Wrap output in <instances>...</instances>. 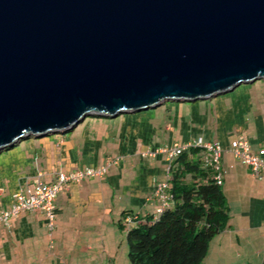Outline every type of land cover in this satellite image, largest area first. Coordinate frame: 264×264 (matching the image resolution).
Listing matches in <instances>:
<instances>
[{
	"label": "water",
	"instance_id": "obj_1",
	"mask_svg": "<svg viewBox=\"0 0 264 264\" xmlns=\"http://www.w3.org/2000/svg\"><path fill=\"white\" fill-rule=\"evenodd\" d=\"M264 81V0H0V153Z\"/></svg>",
	"mask_w": 264,
	"mask_h": 264
},
{
	"label": "crops",
	"instance_id": "obj_2",
	"mask_svg": "<svg viewBox=\"0 0 264 264\" xmlns=\"http://www.w3.org/2000/svg\"><path fill=\"white\" fill-rule=\"evenodd\" d=\"M243 85L206 100L164 102L122 120L93 116L54 141L31 137L25 149L8 147L0 154V211L35 179L52 183L59 173L110 166L104 177L69 184L57 196L52 232L39 212L1 225L0 264H132L125 257L127 231L155 215L154 188L168 172L165 154L149 153L199 138L223 150L229 216L202 264H264V178L231 152L240 136L252 150L264 148V81ZM128 214L135 220L123 226Z\"/></svg>",
	"mask_w": 264,
	"mask_h": 264
},
{
	"label": "trees",
	"instance_id": "obj_3",
	"mask_svg": "<svg viewBox=\"0 0 264 264\" xmlns=\"http://www.w3.org/2000/svg\"><path fill=\"white\" fill-rule=\"evenodd\" d=\"M202 157L201 148L189 147L169 163V207L127 231L132 264H202L212 240L227 227L222 185L214 182Z\"/></svg>",
	"mask_w": 264,
	"mask_h": 264
},
{
	"label": "built area",
	"instance_id": "obj_4",
	"mask_svg": "<svg viewBox=\"0 0 264 264\" xmlns=\"http://www.w3.org/2000/svg\"><path fill=\"white\" fill-rule=\"evenodd\" d=\"M189 147H198L203 150L202 159L204 165L213 172L214 182L217 185H222L224 181V173L221 167L223 150L218 144L205 142L199 138L185 144H174L171 149L163 148L159 151L151 152L150 156L154 157L157 153L167 154V161L170 163ZM231 152L239 162H242L250 169L254 177L258 179L264 178V148L254 151L251 149L249 141L244 136H240L232 144ZM106 165L97 168L90 167L71 173H59L57 179L52 183H44L40 179H35L31 187L20 189L14 195L13 203L8 208L0 211V226L4 225L7 227L10 220L18 217L21 213L39 212L47 220L48 231L52 232L55 227V200L57 196L67 189L69 184H80L86 179L104 177L107 169ZM153 194L157 201L155 216H158L170 204L171 196L167 180L158 182L155 185ZM134 220L135 217L127 216L124 219V223L129 225Z\"/></svg>",
	"mask_w": 264,
	"mask_h": 264
},
{
	"label": "rangeland",
	"instance_id": "obj_5",
	"mask_svg": "<svg viewBox=\"0 0 264 264\" xmlns=\"http://www.w3.org/2000/svg\"><path fill=\"white\" fill-rule=\"evenodd\" d=\"M256 84H259V81H256ZM245 87V85H240L239 87H238V89H242V88H244ZM228 94H231V93H228ZM168 105H170V106H174V105H176L175 103H170V102H168L167 103ZM199 104H202V105H206L207 103L204 101H201V102H199ZM188 104H185V105H183L184 107L185 106H187ZM124 117H126L124 114H121V115H119L118 116V119L119 120H122ZM95 121V118H91V117H86V119L84 120L85 122H86V124H88L89 122H91V121ZM84 121H82L81 123H83ZM81 123H79V124H81ZM175 136H176V133H175ZM29 138H31V137H29ZM29 138H27V139H24L23 141H22V143H20L21 144V146H20V144H18V145H16V146H20V148L21 149H25L27 146H26V143L28 142L27 140H29ZM59 138H61V135H58V134H53V135H49V136H46V137H44L43 138V140H50V141H54V140H56V139H59ZM75 138V137H74ZM15 146V147H16ZM174 146V144L173 145H171V146H164L163 148H166V149H171L172 147ZM158 149V148H157ZM156 149V150H157ZM6 150H4V151H2V152H5ZM1 152V153H2ZM0 153V154H1ZM147 155V154H146ZM149 155H150V153H149ZM165 157L167 158V154H165ZM242 165H244L242 162H240ZM106 165V164H105ZM109 166H110V163L108 164ZM108 165H106L105 167L106 168H108ZM169 166V162L167 161V167ZM245 166V165H244ZM100 167H102V166H100ZM90 168V167H89ZM97 168V167H96ZM87 180V179H86ZM167 180V177L165 178V180L164 181H166ZM85 181V180H84ZM160 182H162V181H160ZM128 248V247H127ZM128 251H129V248L128 249H126V254L127 255H125V257H126V259L127 260H129V258H128ZM130 261V260H129Z\"/></svg>",
	"mask_w": 264,
	"mask_h": 264
},
{
	"label": "bare ground",
	"instance_id": "obj_6",
	"mask_svg": "<svg viewBox=\"0 0 264 264\" xmlns=\"http://www.w3.org/2000/svg\"><path fill=\"white\" fill-rule=\"evenodd\" d=\"M78 124H79V123H78ZM78 124H77V125H78ZM77 125H76V126H77Z\"/></svg>",
	"mask_w": 264,
	"mask_h": 264
},
{
	"label": "clouds",
	"instance_id": "obj_7",
	"mask_svg": "<svg viewBox=\"0 0 264 264\" xmlns=\"http://www.w3.org/2000/svg\"><path fill=\"white\" fill-rule=\"evenodd\" d=\"M110 117H112V116H110Z\"/></svg>",
	"mask_w": 264,
	"mask_h": 264
}]
</instances>
